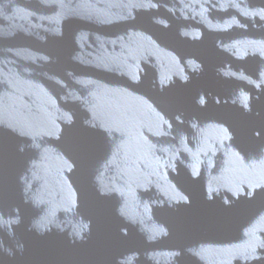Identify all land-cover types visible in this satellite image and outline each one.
<instances>
[{
    "label": "water",
    "instance_id": "1",
    "mask_svg": "<svg viewBox=\"0 0 264 264\" xmlns=\"http://www.w3.org/2000/svg\"><path fill=\"white\" fill-rule=\"evenodd\" d=\"M0 264H264V0H0Z\"/></svg>",
    "mask_w": 264,
    "mask_h": 264
}]
</instances>
